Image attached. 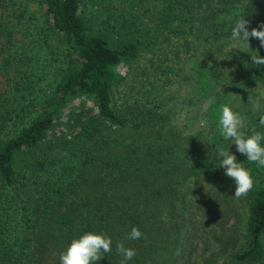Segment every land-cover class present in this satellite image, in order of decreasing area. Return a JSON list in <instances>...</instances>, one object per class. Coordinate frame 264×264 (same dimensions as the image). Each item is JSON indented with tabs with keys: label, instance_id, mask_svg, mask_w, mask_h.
<instances>
[{
	"label": "trees",
	"instance_id": "1",
	"mask_svg": "<svg viewBox=\"0 0 264 264\" xmlns=\"http://www.w3.org/2000/svg\"><path fill=\"white\" fill-rule=\"evenodd\" d=\"M142 1L0 0V264H60V253L88 232L112 240L96 264H120L118 242L136 252L127 264L189 262L183 241L201 224L190 182L196 197L210 192L243 209L241 229L213 236L215 251L199 253L196 264H264V168L220 133L212 143L199 132L184 137L155 106L112 99L123 63L153 52L182 32L192 10L213 2L147 0L148 9ZM261 1L243 0L236 20L256 26ZM253 54L235 50L264 91V65ZM82 99L92 108L74 107ZM239 114L249 135L264 133V97ZM62 120L76 131L58 134ZM222 148L251 174L245 197H234L220 168ZM132 227L140 239L126 238Z\"/></svg>",
	"mask_w": 264,
	"mask_h": 264
},
{
	"label": "rangeland",
	"instance_id": "2",
	"mask_svg": "<svg viewBox=\"0 0 264 264\" xmlns=\"http://www.w3.org/2000/svg\"><path fill=\"white\" fill-rule=\"evenodd\" d=\"M212 1L210 6L190 12L181 33H169V41L158 40L153 52L123 63L119 67L123 79L113 84L111 94L120 107L134 103L143 107L147 102L163 115L164 118L159 117L165 119L167 127L176 129L184 137L199 132L209 143L213 142L214 134L220 133L218 109L221 104L228 105L237 113L243 107L254 112L264 97L263 89L252 80L247 66L235 55L238 49L264 53V48L260 47L258 39L250 38L247 50L231 37L239 14L237 9L243 0ZM142 3V7L148 9L154 4L147 0ZM260 4L257 8L259 19L249 31L251 28L260 30L257 24L264 20V0ZM145 20L149 19L141 18L142 22ZM148 57L153 65L159 64L160 68L150 67ZM79 106L92 108L90 100H79L74 107ZM64 122L62 120L56 128L58 134L76 131L71 123ZM189 184H193L189 196L194 195L189 198L193 203L200 202L197 212L201 224L183 241L184 244L185 241L190 242L183 252V258L189 262L183 264H196L199 253L201 256L207 250L215 251L218 245L213 236L229 228L241 229L243 209L238 203L228 202L219 196H216V201L210 192L196 197L198 190L195 184Z\"/></svg>",
	"mask_w": 264,
	"mask_h": 264
},
{
	"label": "clouds",
	"instance_id": "3",
	"mask_svg": "<svg viewBox=\"0 0 264 264\" xmlns=\"http://www.w3.org/2000/svg\"><path fill=\"white\" fill-rule=\"evenodd\" d=\"M250 22L241 17L236 20L232 27L231 37L239 43V46L249 50V39L255 38L260 42V47L264 48V23L257 28H251ZM251 56L252 63L264 65L262 58L256 51ZM218 129L224 140H231L235 145L236 151L246 156L249 163L256 164L259 168H264V133L258 132L255 128L251 129V134L247 133V117L234 112L228 105L221 104L218 109ZM259 123L264 126V114L259 117ZM221 157L220 168L224 170V175L234 181V197L240 199L247 196L253 188V179L249 170L243 167L242 163L237 162V157L229 153L228 148H222L218 152ZM142 237V233L132 227L131 232L126 237L129 240H136ZM112 240L103 233L94 234L88 232L73 239L65 251L59 255L60 264H96L103 259V253L111 251ZM117 254L122 257L120 264H127L136 252L132 248L125 247L123 242L116 244Z\"/></svg>",
	"mask_w": 264,
	"mask_h": 264
}]
</instances>
